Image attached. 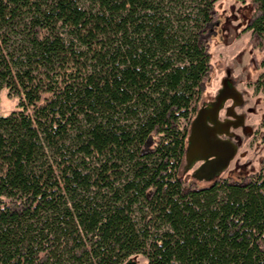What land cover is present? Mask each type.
Masks as SVG:
<instances>
[{"label": "trees", "instance_id": "16d2710c", "mask_svg": "<svg viewBox=\"0 0 264 264\" xmlns=\"http://www.w3.org/2000/svg\"><path fill=\"white\" fill-rule=\"evenodd\" d=\"M215 1L0 0L18 101L0 114V264H264V157L239 181L181 173ZM237 1L264 67V0Z\"/></svg>", "mask_w": 264, "mask_h": 264}, {"label": "rangeland", "instance_id": "374dc122", "mask_svg": "<svg viewBox=\"0 0 264 264\" xmlns=\"http://www.w3.org/2000/svg\"><path fill=\"white\" fill-rule=\"evenodd\" d=\"M219 26L210 40L212 71L208 77L203 96L197 109L202 104L213 101L222 89L224 82H229L238 92V100L227 99L219 111V120L229 118L232 111L241 118L239 125L229 129V140L236 146V153L229 166L220 174L239 181L245 173L258 171L264 157V103L262 91L255 89V81L264 67L260 66L262 54L249 46L250 32L245 31L249 16V5L237 0H216ZM17 99L8 98L6 91H0V114L6 115L16 109ZM187 122H182L185 127ZM200 162L184 170L182 159L181 173L192 180L193 171ZM206 181H197L198 186L207 185ZM58 264V263H57ZM61 264H70L64 259ZM121 264H147L143 253L130 256Z\"/></svg>", "mask_w": 264, "mask_h": 264}, {"label": "water", "instance_id": "95a60500", "mask_svg": "<svg viewBox=\"0 0 264 264\" xmlns=\"http://www.w3.org/2000/svg\"><path fill=\"white\" fill-rule=\"evenodd\" d=\"M237 92L228 82L213 101L202 104L189 124L184 153V170L200 162L193 171L196 181L210 182L228 166L236 153V146L229 140L231 121L219 120V111L227 99H236Z\"/></svg>", "mask_w": 264, "mask_h": 264}, {"label": "flooded vegetation", "instance_id": "af4514ba", "mask_svg": "<svg viewBox=\"0 0 264 264\" xmlns=\"http://www.w3.org/2000/svg\"><path fill=\"white\" fill-rule=\"evenodd\" d=\"M198 110V109H197ZM229 120H231L232 122H236V125H239L240 124V122H241V118L239 117V116H237L234 112H230L229 113V118H228ZM233 125V124H232ZM232 127H234V126H232ZM232 127H230V128H232ZM187 135H188V133H187ZM187 138V137H186Z\"/></svg>", "mask_w": 264, "mask_h": 264}, {"label": "bare ground", "instance_id": "6f19581e", "mask_svg": "<svg viewBox=\"0 0 264 264\" xmlns=\"http://www.w3.org/2000/svg\"><path fill=\"white\" fill-rule=\"evenodd\" d=\"M228 83H229V82H228ZM229 84H230V83H229ZM230 86H231V84H230ZM231 87H232V86H231ZM234 90H235V89H234ZM236 92H237V91H236ZM237 94H238V92H237ZM237 100H238V96H237V98H236L235 101H237ZM227 120H229V119H227ZM229 121H231V120H229ZM231 123H233V125L237 126V125H236V122H232V121H231Z\"/></svg>", "mask_w": 264, "mask_h": 264}]
</instances>
